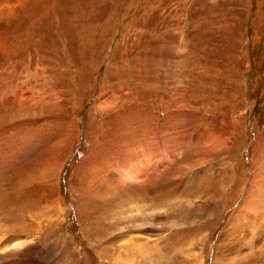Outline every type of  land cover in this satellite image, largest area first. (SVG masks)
Returning a JSON list of instances; mask_svg holds the SVG:
<instances>
[{
	"label": "rangeland",
	"instance_id": "obj_1",
	"mask_svg": "<svg viewBox=\"0 0 264 264\" xmlns=\"http://www.w3.org/2000/svg\"><path fill=\"white\" fill-rule=\"evenodd\" d=\"M262 223L264 0H0V264H264Z\"/></svg>",
	"mask_w": 264,
	"mask_h": 264
},
{
	"label": "bare ground",
	"instance_id": "obj_2",
	"mask_svg": "<svg viewBox=\"0 0 264 264\" xmlns=\"http://www.w3.org/2000/svg\"><path fill=\"white\" fill-rule=\"evenodd\" d=\"M157 160H158V158H154V157H151V156L150 157H145L142 161H140L139 163H137V165L136 164L135 165H132L131 166L132 168L129 171L120 172V174H119L120 175V181L122 183H128V182H133L135 180H139V179H141L143 177H146L147 171H149L150 166H152V164L154 162L156 163ZM164 164H165V161H162V162H160V164L157 165V167L158 168H162V166ZM168 187L170 188V185H168ZM171 194H172L171 189H169L168 192H164L163 195H164V198H166L164 201H167L168 198H169L168 202L171 201L172 200V198H170L171 197ZM129 196L130 195L127 196V199H130ZM136 197H137L138 202L141 203V205L143 207L144 206L146 207V205L150 201V200H145L146 196H145L144 193H139V194L136 195ZM130 200H132V199H130ZM186 202H187V200H180V201H178L176 203L174 202V203L177 206L181 207L183 204L184 205H189L190 204V203L188 204ZM174 203L171 202L170 203V206H171V204H174ZM132 205H133V203H132ZM141 205H139V206H141ZM139 215H141V210H140V214ZM263 224L264 223L260 224L258 227H260V229L261 228H264V225ZM236 237H238L237 228L234 229V230H231L230 227H229L227 230H225L222 233V235L220 236V239H219L220 246L222 245L221 246V249H226V248L229 247L228 245H230L232 243V242H227L229 239H232L234 242L239 243L241 245H250V241L249 240H247V239L241 240V239H238V238L235 239ZM137 243H138V241H136V242L134 241L130 245V247H128V248H126L124 250V254H127V256H130V255H128V253H130L131 250H132V251H135L137 254L144 255V256H148L151 253V251H154L155 250V247H153L152 245H149L147 243L142 244V245L141 244H137ZM137 254H135V255H137ZM220 255H221L220 251L219 252L217 251L216 255L214 256V262L219 263V261L216 258L220 259ZM124 256H126V255H124Z\"/></svg>",
	"mask_w": 264,
	"mask_h": 264
}]
</instances>
